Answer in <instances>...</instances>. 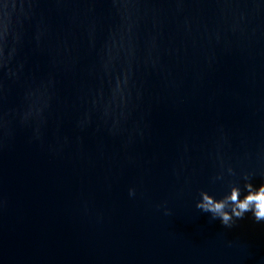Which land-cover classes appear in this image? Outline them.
Segmentation results:
<instances>
[{
  "label": "water",
  "instance_id": "95a60500",
  "mask_svg": "<svg viewBox=\"0 0 264 264\" xmlns=\"http://www.w3.org/2000/svg\"><path fill=\"white\" fill-rule=\"evenodd\" d=\"M248 184L264 0H0V264H264Z\"/></svg>",
  "mask_w": 264,
  "mask_h": 264
},
{
  "label": "clouds",
  "instance_id": "9594fccd",
  "mask_svg": "<svg viewBox=\"0 0 264 264\" xmlns=\"http://www.w3.org/2000/svg\"><path fill=\"white\" fill-rule=\"evenodd\" d=\"M247 195L241 199V192L238 187H233L230 195L225 200L217 201L206 193L203 194V203L197 204L198 208L212 212L219 216L225 224L231 219V213L225 211L227 202L234 205L232 212L236 217L242 218L246 213L251 212L257 222L264 221V184L254 186L246 185ZM132 191L129 192L131 196Z\"/></svg>",
  "mask_w": 264,
  "mask_h": 264
}]
</instances>
